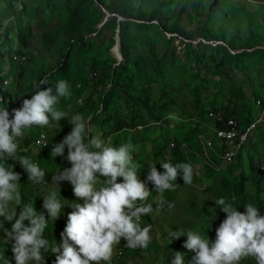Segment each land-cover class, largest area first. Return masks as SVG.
Wrapping results in <instances>:
<instances>
[{
	"label": "rangeland",
	"instance_id": "1",
	"mask_svg": "<svg viewBox=\"0 0 264 264\" xmlns=\"http://www.w3.org/2000/svg\"><path fill=\"white\" fill-rule=\"evenodd\" d=\"M129 2L134 17L145 12L148 17L154 15L157 19L155 22L144 21L145 27L127 30L125 45L128 52L124 57L119 39L124 33V20L117 16L108 17L97 2L0 0V24L10 26L7 33L9 31L11 36L0 40V81L9 77L12 84L8 88L16 94L18 68H21L18 92L21 103L33 94V84L42 78L47 77L49 83L42 84L41 88H54V83L60 79L68 81L71 96L62 99L58 107L69 114L78 111L90 117L92 125L114 145L131 143L141 180L147 176V167L151 163H156L160 171L161 161L189 163L193 167L192 183L183 184L178 175L173 182L175 189L162 194L167 203L159 210L153 203L151 215L141 217V226H150L148 247L132 252L121 240L108 262L171 264L174 255L180 252L184 253L185 264H189L193 253L183 246L186 236L172 239L167 231L175 228L198 230L208 235L210 241L214 240L215 229L219 225L216 220L223 213L215 206L214 199L224 197L241 212L245 210V204H252L264 215V190L257 191L254 179H257L258 172L254 174L252 169L254 165L260 169L264 161V126L255 130L232 165L209 153L221 169L215 172L217 174L206 167L202 148L197 142L200 129L206 131L208 138L213 135L204 104L229 109L247 123L257 120L262 114L256 101L264 100V52L256 53L253 49L264 51V0ZM72 14L77 17L72 19ZM113 19L117 27L103 31L99 37L102 29ZM202 22L209 31L207 42L217 45L203 43L205 38L197 32ZM181 32L189 39L180 36L178 33ZM119 40L120 55L116 50L117 57L112 51L117 48ZM224 42L242 57L218 67L223 53L217 52L216 46ZM12 53L26 54V63L17 66L11 60ZM216 56L218 61L214 59ZM1 106L5 107L6 103ZM169 115L175 119H169ZM70 128L65 117L54 124L53 132L47 128L29 129L20 144L27 145L42 131H50L51 139H61ZM155 129L159 134L156 138L158 147L153 139L148 138ZM171 142H176L180 148L173 151L177 145L171 149ZM135 144L139 148L146 144L144 148H147L136 153ZM49 154L50 149L38 152L37 146L34 153H21L38 159L40 167L46 171L45 179L50 181L52 171L62 170L70 164L61 156L49 159ZM8 163L20 173L22 194L27 201L34 192L27 181V173L18 161L9 160ZM241 183L244 184L242 195L236 189ZM60 194L69 204L72 201L83 203L81 198L74 196L67 181L60 183ZM157 195L152 191L148 202ZM34 207L42 210L41 197L34 199ZM71 210L65 205L62 214L54 222H49L44 235L50 242H60V233ZM6 227L10 225L6 224ZM120 251L125 256L118 260ZM2 254L11 260L10 242ZM55 255L46 253L45 264H54ZM240 264H255V260L243 258Z\"/></svg>",
	"mask_w": 264,
	"mask_h": 264
},
{
	"label": "clouds",
	"instance_id": "2",
	"mask_svg": "<svg viewBox=\"0 0 264 264\" xmlns=\"http://www.w3.org/2000/svg\"><path fill=\"white\" fill-rule=\"evenodd\" d=\"M48 83L47 77L34 83L33 94L12 109L11 118L8 108L0 106V264H45V254L49 252L56 254L54 264H108L121 240L128 248L146 249L151 241L150 226H141V217L151 215L153 203L157 210L167 203L162 194L175 189L173 182L178 175L183 184H191L193 167L189 163L161 161L162 171H158L156 163L148 165L146 181L152 184L149 190L145 177L138 178L133 145H114L104 139L90 117L61 110V100L71 96L70 85L60 79L54 88H41ZM65 117L71 130L51 147L49 159L61 156L70 166L52 171L49 181L36 159L21 155L18 141L29 129H50ZM168 118L175 119L171 115ZM48 142L44 136L37 139L38 152ZM9 160L18 161L27 173V181L34 189L27 201L20 173L14 171ZM64 181L83 203L66 202L60 194V183ZM152 191L158 195L148 202ZM37 196L42 198L41 211L34 207ZM214 201L226 214L215 229L214 240L198 230L167 231L172 239L186 236L183 246L193 253L189 264H240L248 257L255 264H264V215L252 204H245L241 212L224 197ZM65 205L72 210L67 213L60 242H50L45 229L62 214ZM9 242L11 260L2 254ZM171 264H185L184 253L177 252Z\"/></svg>",
	"mask_w": 264,
	"mask_h": 264
},
{
	"label": "built area",
	"instance_id": "3",
	"mask_svg": "<svg viewBox=\"0 0 264 264\" xmlns=\"http://www.w3.org/2000/svg\"><path fill=\"white\" fill-rule=\"evenodd\" d=\"M9 25H3L2 23L0 24V35L6 34L2 38H11V36L7 33V29L9 28ZM13 61L15 64L18 66H22L26 63L28 56L26 54H17V53H12L11 54ZM21 72V68L20 71ZM4 83L6 86H10L12 84V81L8 78L4 80ZM19 85L20 82L16 86V94L7 93L6 95L3 94L0 96V106L3 103H6V106L9 110L10 113V118H11V112L12 109L20 107V101L18 97V91L19 90ZM204 110L205 114L210 121V130L213 133L211 136L212 138L206 137V131L203 129H200L198 131V138L197 142L202 148V154L204 157V160L206 164L211 166L214 171L219 172L220 167L212 160L213 157H216L217 160H220L224 162L225 164H233L239 157L240 153L246 146V144L249 142L250 137L253 135L255 130L258 127H261L262 125L264 126V100H257L256 101V106L261 109L262 114L257 120L251 121L250 124L248 125H243L240 123L236 118L230 117L227 118L225 117L223 109L220 107H215L209 104H204ZM41 136H44L47 138L48 145L45 147H42L41 149H50L51 147L58 143L61 139H51L50 138V133L47 131H42L40 135L37 138H34L33 141L31 142L30 146H24L22 147L20 144V140L18 141L20 148H21V153L28 152L32 146H37L35 144V141L39 139ZM171 149L176 147L175 142H171L170 144ZM184 146H186L184 144ZM38 147V146H37ZM187 147V146H186ZM67 149H65L66 153ZM209 153H213V157L209 155ZM39 165L40 161L38 159L35 160ZM262 171H264V161L260 167ZM158 171H160L157 168ZM147 183V187L150 190V182L146 181V177L144 180ZM142 220V218H141ZM131 251L136 252L138 248H129ZM125 256V253L123 251H120L118 253L117 258L121 259L122 257Z\"/></svg>",
	"mask_w": 264,
	"mask_h": 264
},
{
	"label": "trees",
	"instance_id": "4",
	"mask_svg": "<svg viewBox=\"0 0 264 264\" xmlns=\"http://www.w3.org/2000/svg\"><path fill=\"white\" fill-rule=\"evenodd\" d=\"M108 1H110V3H107ZM91 2H97L98 4H100V6L101 7H104L108 12H110L111 14H115L117 17L118 16H121V17H123V18H125V20L124 21H122L123 22V24H124V33L122 32L121 33V35H120V40H121V47H122V53H123V55H124V57H126L127 56V50H128V48H127V46L125 45V37H126V32H127V30L130 28V27H139V26H142V27H145V22L144 21H153V22H155V20L157 19L156 18V16H154V15H151V17H148V14L147 13H145V12H139L138 13V15L137 16H135L134 17V15H133V11H132V13H131V8L129 7V5H130V2H129V0H91ZM103 11V10H102ZM105 14V13H104ZM77 15H79V12H78V14ZM115 16V17H116ZM72 19H73V17H77L76 15H71L70 16ZM116 17V18H117ZM156 18V19H155ZM207 18V17H206ZM130 19H134L135 21H129ZM139 22H144V23H139ZM159 24V23H158ZM202 24V26L201 27H197V32H198V34L201 36V37H203V38H205L204 40H206L207 41V38H208V34H209V31L206 29V27H205V25H203L204 23L202 22L201 23ZM160 26V25H159ZM116 28L117 26H116V20L115 19H113V20H111L109 23H107L106 24V26L104 27V29H102V31L99 33V37H100V35L103 33V31H106V30H109L110 28ZM8 30V29H7ZM176 33L178 32V30L177 29H173ZM173 30H172V32H173ZM175 32H173V33H175ZM8 33H9V31H8ZM178 34H180V36H184L186 39H189V36H187L184 32H181V33H178ZM6 34H4V35H0V40L2 41L4 38H2V37H4ZM204 43V42H203ZM21 44V43H20ZM227 44L228 43H226V42H224V44H222V45H219V46H216V49L218 50L217 52H222L223 54H222V56L219 58V61L217 60V56L214 58V59H216L215 61H218V67L219 66H224V65H226L228 62H229V60L230 61H233V60H241V55H238V54H233L232 52H231V50H233V49H231V48H229L228 46H227ZM21 46V45H20ZM23 48V47H22ZM252 48H254V46L252 47ZM254 52H256V53H259V52H264V51H262L260 48H258V49H256V50H254ZM11 60L13 61V58H12V56H11ZM235 60V61H236ZM14 62V61H13ZM18 66V65H17ZM20 71V67L18 68V72ZM19 75H20V81H21V75H22V72H19ZM1 78V77H0ZM4 80H5V78H2V81L3 82H1L0 81V94H7V93H10V90L8 89V87L5 85V83H4ZM221 109H223V111H224V114H225V117H227V118H230V117H234V118H236L240 123H242L243 125H248V124H250V123H247L246 121H244L243 122V119H240V117H238V116H235V114H233V112L232 111H230L229 109H224V108H221ZM175 144L177 145V148L176 149H174L173 151H175V150H178L179 148H180V145H178L176 142H175ZM28 146H30V143H29V145ZM27 146V147H28ZM35 146H32L31 148H30V151H29V153H32V149L34 148ZM26 153H28V152H26ZM28 153V154H29ZM235 163V162H234ZM228 165V164H227ZM229 165H232V164H229ZM207 168H208V170H212V172L213 173H215L216 171H214V169H212L211 168V166H209L208 164H207V166H206ZM252 169H253V171H255V173L254 174H256V172H258V176H257V179L255 178L254 180H255V187L257 188V191H260V192H262L263 190H264V171H262L261 169H258V168H256L255 167V165L252 167ZM221 170V169H220ZM220 172V171H219ZM218 173V172H217ZM217 173H215V174H217ZM144 178V177H143ZM245 182H249L248 180H244ZM237 189V191H238V193L239 194H243V190H244V184H239V187H237L236 188ZM259 214H261L260 212H259ZM225 216H226V214L225 213H222V214H220L219 216H218V218H217V220H216V222L219 224L224 218H225ZM150 222V221H149ZM132 252H134V251H132ZM123 258V257H122ZM121 258V259H122ZM121 259H118V260H121Z\"/></svg>",
	"mask_w": 264,
	"mask_h": 264
},
{
	"label": "crops",
	"instance_id": "5",
	"mask_svg": "<svg viewBox=\"0 0 264 264\" xmlns=\"http://www.w3.org/2000/svg\"><path fill=\"white\" fill-rule=\"evenodd\" d=\"M18 77H19V82H20V86H21V81H20V75H19V72H18ZM5 79L6 78H8L9 79V77H4ZM9 89V88H8ZM21 90H22V87H21ZM18 92H19V90H18ZM18 96H19V93H18ZM26 98H29V96L28 97H26ZM20 105H21V102H20ZM57 123H59V122H57ZM42 130H44V129H42ZM50 130H51V132H53V130H52V128H50ZM71 130V128L69 129V131ZM157 129H155L151 134H148V138H151V139H153L154 141H155V145L157 144V147H158V143H159V141L156 139V138H158V136H159V134H158V132L156 131ZM117 134V133H116ZM104 135V134H103ZM158 135V136H157ZM25 140V139H24ZM33 140V139H32ZM32 140H30L29 142H28V144L27 145H25V146H28L29 145V143L30 142H32ZM21 142H23V139H21L20 140ZM31 144V143H30ZM136 146V153H138V152H141L142 150H144V149H146V148H144L145 147V145L146 144H144V146H141L140 148H139V146H137L138 144H135ZM24 147V146H23ZM32 153H34V148H33V150H32ZM47 153H49V152H47ZM28 154V153H27ZM151 159V158H150ZM152 164V163H151ZM146 175V174H145ZM145 177V176H144Z\"/></svg>",
	"mask_w": 264,
	"mask_h": 264
},
{
	"label": "water",
	"instance_id": "6",
	"mask_svg": "<svg viewBox=\"0 0 264 264\" xmlns=\"http://www.w3.org/2000/svg\"><path fill=\"white\" fill-rule=\"evenodd\" d=\"M102 9H103V11H104V13L108 16V17H111V16H116L115 14H111L110 12H108L104 7H102ZM118 18H119V20H125L124 18H122L121 16H118ZM120 39V38H119ZM204 43H207V44H213V45H217L218 43H213V42H207V41H205V40H202ZM119 47H120V40H119V44L117 45V48H116V50L118 51V53H119ZM256 49V48H255ZM255 49H253V50H255ZM231 52L233 53V54H235V52L234 51H232L231 50ZM119 55H120V53H119ZM118 55V56H119Z\"/></svg>",
	"mask_w": 264,
	"mask_h": 264
},
{
	"label": "bare ground",
	"instance_id": "7",
	"mask_svg": "<svg viewBox=\"0 0 264 264\" xmlns=\"http://www.w3.org/2000/svg\"><path fill=\"white\" fill-rule=\"evenodd\" d=\"M112 52H113L114 55H116V56L118 57L117 52H116V48H114ZM115 58H116V57H115ZM49 132H50V131H49ZM22 146H23V145H22Z\"/></svg>",
	"mask_w": 264,
	"mask_h": 264
}]
</instances>
